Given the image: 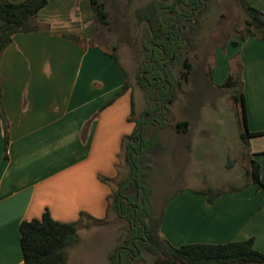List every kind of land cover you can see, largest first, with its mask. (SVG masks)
Masks as SVG:
<instances>
[{"label": "crops", "instance_id": "crops-1", "mask_svg": "<svg viewBox=\"0 0 264 264\" xmlns=\"http://www.w3.org/2000/svg\"><path fill=\"white\" fill-rule=\"evenodd\" d=\"M252 4L264 11V0ZM92 21L89 0H50L36 15L40 28L14 34L1 54L0 264H22L19 225L46 209L63 222L78 220L80 212L107 219L111 187L100 177H117L122 141L135 122L129 90L113 99L125 81L121 63L65 36L89 40ZM239 48L249 95L263 93L264 42L249 39ZM245 108L248 130L264 131V111ZM179 121L188 122L184 134L196 133L193 121ZM237 122V151L247 155ZM251 138L264 141V135ZM195 146L187 141L184 155ZM249 153L260 162L264 184V144ZM247 167L235 189L176 190L163 208L162 236L176 246L253 238L264 253V188L248 183ZM217 192L209 203L207 195Z\"/></svg>", "mask_w": 264, "mask_h": 264}, {"label": "trees", "instance_id": "trees-1", "mask_svg": "<svg viewBox=\"0 0 264 264\" xmlns=\"http://www.w3.org/2000/svg\"><path fill=\"white\" fill-rule=\"evenodd\" d=\"M50 0H22L12 2L0 0V59L4 48L11 42L12 36L19 32L36 31L40 27L35 22L39 10ZM208 0H150L136 9L135 17L139 23L146 22L147 30L142 44L147 51L146 61L138 74V84L148 97H158L155 109L144 112L142 120H136L132 132L123 138V148L126 147L128 175L118 183V190L110 201L108 196L107 210H113L124 216L130 226L127 239L119 241L109 255L110 264H132L136 255L147 251L153 258L152 264H264V253L254 247L253 238L245 240H229L224 243H188L173 245L160 232L163 210L156 215L149 206L151 188L147 186L151 156L164 151V144L158 135L160 128L168 125L166 121L167 104L172 103L180 80H187L190 63L183 60V68L176 76L173 68L180 59L183 45L193 47V33L200 27L199 16L207 7ZM246 15L244 32L239 34L242 41L247 38H257L264 42V13L255 7L250 0H238ZM94 14L93 38L86 41L80 34H65L66 37L81 44L83 47H99L96 45L97 25L108 24V12L105 3L90 0ZM193 20L197 24L193 25ZM237 45L236 40H232ZM117 62L113 52L104 50ZM239 67V65H238ZM233 69L227 75L223 87L228 88L230 97L239 108L240 139L243 149L249 158L246 168L248 183H257L264 188L261 181V165L247 150V139L264 135V131L250 132L247 128V117L244 94L241 90V69ZM122 88L115 94L121 95L129 89L127 73ZM1 93V90H0ZM112 101V100H111ZM110 101V102H111ZM109 102V103H110ZM135 113L133 94L131 92L130 121H134ZM177 132L186 133L187 121L174 124ZM8 142L5 136V146ZM101 181L109 183L107 177ZM220 192L208 194L207 201L211 203ZM264 205V201L262 202ZM84 219L96 220L84 212L73 222L55 220L46 209L40 218L24 220L19 225L20 245L23 255L22 264H65L66 249L78 243V228L83 224L89 228ZM140 259V257H139Z\"/></svg>", "mask_w": 264, "mask_h": 264}, {"label": "rangeland", "instance_id": "rangeland-1", "mask_svg": "<svg viewBox=\"0 0 264 264\" xmlns=\"http://www.w3.org/2000/svg\"><path fill=\"white\" fill-rule=\"evenodd\" d=\"M99 1L105 3L108 24H96L97 31L93 41L103 50L117 56L127 73L130 100L131 92L133 94L134 122L142 120L143 113L155 109L159 102L158 97L146 95L138 84L137 77L139 70L145 66L147 57V51L142 44L147 24L137 21L135 11L150 0ZM245 20L246 15L238 0H208L207 7L199 16L200 27L192 35L194 46L183 45L181 49L180 59L173 71L176 76L185 71L183 60L187 58L191 65L188 79L180 80L175 99L167 104L168 125L158 131L165 148L161 154L151 156L149 175L146 177L147 186L151 188L149 206L156 215L178 189L204 186L214 192L243 185L241 170L248 165V158L237 151V121L240 109L232 101L229 89L222 84L229 72L239 65L245 106L248 105L251 110L264 111V92H252L250 96L248 87L244 85L239 46L249 39L258 40L252 37L244 41L240 39L239 34L244 32ZM192 24H197V20H193ZM91 25L93 38V21ZM232 40H236L237 45H233ZM179 120L193 121V126L197 127L196 133H178L174 124ZM187 141L196 143L188 157L182 149ZM247 141L248 151L264 144V141L255 138ZM128 172L124 147L119 158L117 177L109 181L110 201L118 190V183ZM83 223H89L90 227L79 225L78 243L66 249L65 264H110L109 255L119 241L127 239L130 234L128 220L110 210L107 219L102 222L84 219ZM136 255L137 260L132 264L153 263L154 257L147 251Z\"/></svg>", "mask_w": 264, "mask_h": 264}]
</instances>
